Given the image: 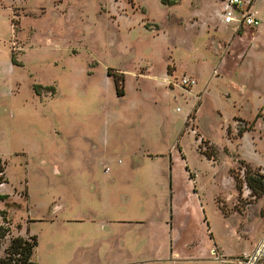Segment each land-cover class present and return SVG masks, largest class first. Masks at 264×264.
<instances>
[{
  "label": "rangeland",
  "instance_id": "1",
  "mask_svg": "<svg viewBox=\"0 0 264 264\" xmlns=\"http://www.w3.org/2000/svg\"><path fill=\"white\" fill-rule=\"evenodd\" d=\"M220 9L0 0V256L35 237L38 264H264V42L241 63Z\"/></svg>",
  "mask_w": 264,
  "mask_h": 264
},
{
  "label": "crops",
  "instance_id": "2",
  "mask_svg": "<svg viewBox=\"0 0 264 264\" xmlns=\"http://www.w3.org/2000/svg\"><path fill=\"white\" fill-rule=\"evenodd\" d=\"M226 2H227V0H214V4L217 3V5H219V7L221 9L215 13V15H214V17H212V19H216L214 22H215V24H218L217 30H220V31H223L224 28L227 27V25H235L236 26L234 33H233L234 35H233L232 40L237 39L242 44L245 45V48H244L242 56H241V63H242L245 61V59L247 58V56L250 53H253V51L257 52V54L260 53L258 50L259 49L261 50V44H262V42H264V25L262 27H260L258 29V31H254L253 29H251L247 26H241V24L237 21L230 23V24L225 23L224 17H223V12L225 10ZM161 3H162V1H161ZM179 3H180V1H179ZM178 4H176V5H178ZM162 5H164V4L162 3ZM164 6H166V5H164ZM173 6H175V5H173ZM168 7H172V6H168ZM252 11L255 12L256 15L264 22V0H255L254 4L252 6ZM252 49H254V50H252ZM225 62L228 63L227 60ZM255 76H257V77H255L256 79L254 80V83L256 85H264V67L256 68L255 69ZM188 78H192V77H188ZM197 84H198V82L196 80V85L192 88L194 89L197 86ZM196 91H199V90H196ZM260 110L262 111V113H264V104L262 105V108L259 109L258 113L256 114V117H255L257 119L256 124H258L259 121L264 120L263 116L262 117L259 116ZM251 138H252L251 134L245 133L243 135V137L239 138V140L243 144H245V146L246 145L252 146V145H254V140H252L253 138L252 139ZM259 139L262 140L261 138H259ZM0 159L5 161L2 158H0Z\"/></svg>",
  "mask_w": 264,
  "mask_h": 264
},
{
  "label": "trees",
  "instance_id": "3",
  "mask_svg": "<svg viewBox=\"0 0 264 264\" xmlns=\"http://www.w3.org/2000/svg\"><path fill=\"white\" fill-rule=\"evenodd\" d=\"M166 6H173L180 0H161ZM108 75L110 73L108 72ZM48 89V88H46ZM119 97L124 96L123 91L117 90ZM188 170V169H187ZM254 177L247 173L246 182L249 188L256 194H264V176ZM37 241L35 237L29 239L18 237L12 240L11 245L4 250L3 256H0V264H38L34 259ZM2 246L0 244V252Z\"/></svg>",
  "mask_w": 264,
  "mask_h": 264
},
{
  "label": "built area",
  "instance_id": "4",
  "mask_svg": "<svg viewBox=\"0 0 264 264\" xmlns=\"http://www.w3.org/2000/svg\"><path fill=\"white\" fill-rule=\"evenodd\" d=\"M255 0H227L225 10L223 12L224 22L227 24L235 21L239 22L241 26H247L251 29H259L264 25V22L252 11V6ZM180 85L185 89H191L196 85V80L185 77L180 81ZM181 112L179 108L177 110ZM6 164L0 159V188L6 187ZM258 253L264 250V240L259 245Z\"/></svg>",
  "mask_w": 264,
  "mask_h": 264
},
{
  "label": "bare ground",
  "instance_id": "5",
  "mask_svg": "<svg viewBox=\"0 0 264 264\" xmlns=\"http://www.w3.org/2000/svg\"><path fill=\"white\" fill-rule=\"evenodd\" d=\"M262 252V251H261Z\"/></svg>",
  "mask_w": 264,
  "mask_h": 264
}]
</instances>
